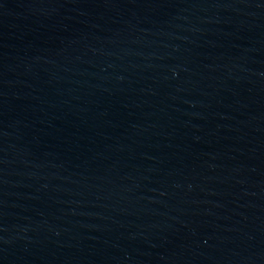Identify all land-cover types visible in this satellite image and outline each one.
<instances>
[{"label":"water","instance_id":"water-1","mask_svg":"<svg viewBox=\"0 0 264 264\" xmlns=\"http://www.w3.org/2000/svg\"><path fill=\"white\" fill-rule=\"evenodd\" d=\"M0 264H264V0H0Z\"/></svg>","mask_w":264,"mask_h":264}]
</instances>
